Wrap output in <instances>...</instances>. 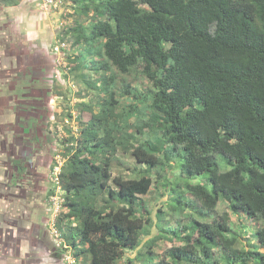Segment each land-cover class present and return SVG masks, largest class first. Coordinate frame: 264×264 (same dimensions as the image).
Wrapping results in <instances>:
<instances>
[{
	"label": "trees",
	"instance_id": "1",
	"mask_svg": "<svg viewBox=\"0 0 264 264\" xmlns=\"http://www.w3.org/2000/svg\"><path fill=\"white\" fill-rule=\"evenodd\" d=\"M76 2L97 19L67 32L93 55L69 60L89 72L81 78L97 92V110L84 103L56 175L66 207L56 219L60 249L73 264H264V0ZM134 70L152 87H117ZM117 90L133 102L119 108ZM117 150L145 164L132 168L138 176H112ZM153 183L156 221L140 197ZM220 200L240 223L259 221L255 242H242L230 212H215ZM177 213L187 219L171 226L164 217ZM164 240L176 244L159 257L153 248Z\"/></svg>",
	"mask_w": 264,
	"mask_h": 264
},
{
	"label": "rangeland",
	"instance_id": "2",
	"mask_svg": "<svg viewBox=\"0 0 264 264\" xmlns=\"http://www.w3.org/2000/svg\"><path fill=\"white\" fill-rule=\"evenodd\" d=\"M43 6L39 0H17L14 5L0 0V264H73L70 252L60 249L64 242L56 219L66 207L56 171L64 161L66 139L77 135L82 126L84 103H91L92 110H97V92L81 78L82 73L89 72L73 67L75 63L69 60L83 51L87 58L93 54H86L84 43L74 45L72 32L67 31L77 23L89 26L97 17L92 10L82 13L76 0H60L56 8ZM57 44L62 47L55 48ZM91 78L96 76L92 73ZM128 81L139 88L152 87L135 70L118 76L115 84L119 87ZM116 97L119 108L133 102L119 90ZM140 107L142 103L137 110L147 113V108ZM137 116L129 120L135 121ZM144 132L142 141L149 139L151 128L146 127ZM217 160L222 170L230 165L220 154ZM135 165L145 167L131 152L117 150L112 176H138L132 169ZM155 171L151 173L154 181ZM156 183L140 195L153 221L157 220L156 208L162 199ZM50 190L53 193L49 196ZM184 197L199 207L193 195L185 193ZM224 211L230 212L220 200L215 212ZM229 214L232 229H242V242H255L253 231L259 221L241 215L240 223ZM164 218L171 226L187 219L179 213ZM155 229L152 226L153 233ZM171 244L176 243L160 241L153 251L162 255Z\"/></svg>",
	"mask_w": 264,
	"mask_h": 264
},
{
	"label": "built area",
	"instance_id": "3",
	"mask_svg": "<svg viewBox=\"0 0 264 264\" xmlns=\"http://www.w3.org/2000/svg\"><path fill=\"white\" fill-rule=\"evenodd\" d=\"M60 0H41V2H42V5H44L43 7L44 8H46V7H48V6H50V7H52V8H56V7H58V2H59ZM62 44V43H61ZM60 46L61 45H59V47H58V45H56L55 46V48H60ZM62 47V46H61Z\"/></svg>",
	"mask_w": 264,
	"mask_h": 264
},
{
	"label": "clouds",
	"instance_id": "4",
	"mask_svg": "<svg viewBox=\"0 0 264 264\" xmlns=\"http://www.w3.org/2000/svg\"><path fill=\"white\" fill-rule=\"evenodd\" d=\"M39 1H40V5H41L42 2H41V0H39ZM59 42H60V41H59ZM59 42H58V43H59ZM57 45H58V44H57ZM58 171H59V170L56 171V175H57ZM56 182L58 183V178H57V176H56Z\"/></svg>",
	"mask_w": 264,
	"mask_h": 264
},
{
	"label": "flooded vegetation",
	"instance_id": "5",
	"mask_svg": "<svg viewBox=\"0 0 264 264\" xmlns=\"http://www.w3.org/2000/svg\"><path fill=\"white\" fill-rule=\"evenodd\" d=\"M56 252H58V251H56ZM56 255V254H55ZM54 255V256H55ZM57 257H60L61 256V253H57V255H56ZM52 263V262H51Z\"/></svg>",
	"mask_w": 264,
	"mask_h": 264
}]
</instances>
